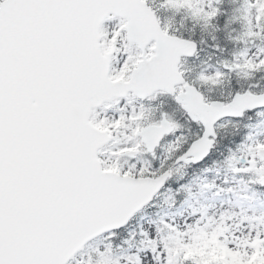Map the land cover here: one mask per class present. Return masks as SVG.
<instances>
[{
    "label": "snow or ice",
    "instance_id": "1",
    "mask_svg": "<svg viewBox=\"0 0 264 264\" xmlns=\"http://www.w3.org/2000/svg\"><path fill=\"white\" fill-rule=\"evenodd\" d=\"M219 3L161 6L187 9L208 25L221 13ZM243 11L240 39H264V0H245ZM198 52L195 40L161 24L149 0H0V264H71L98 234L109 243L91 264H213L194 251L205 237L242 258L239 264L264 251V232L242 242L238 233L228 238L230 229L210 232L199 219L182 227L161 219L140 231L135 252L124 251L127 238L115 240L154 194L170 183L182 186L171 179L177 166L205 160L223 118L264 116V93L206 97L202 87L218 85L224 72H200L198 84L188 80L183 58ZM236 59L224 68L246 76L264 71V48ZM159 96L184 119L166 107L133 103ZM249 151L250 168L264 162V143ZM141 156L148 159L137 163ZM164 230L170 235L162 240Z\"/></svg>",
    "mask_w": 264,
    "mask_h": 264
},
{
    "label": "rangeland",
    "instance_id": "2",
    "mask_svg": "<svg viewBox=\"0 0 264 264\" xmlns=\"http://www.w3.org/2000/svg\"><path fill=\"white\" fill-rule=\"evenodd\" d=\"M245 4L241 3L234 11H232L228 22V33L231 37V42L233 43V48H227L223 52H213V56L210 60H203L206 54L202 55V71L208 74H213L217 71L224 73L235 74V80L240 85L238 91H244L247 88L242 83V78L247 82L253 81L257 77V73H253L250 76L244 75L243 72L239 70L227 71L224 68V62L236 63L237 56L242 51H247L249 55H255L256 50L264 48V42L259 40H243L240 37L247 30V22L242 19L244 14ZM118 18H114L112 21L107 22L106 27L111 28L113 25L117 24ZM254 23V21H253ZM119 59H123L120 57ZM205 61V62H204ZM242 62V61H240ZM113 66H117V60L114 59ZM197 78V77H196ZM258 88L250 89L255 93H259L264 89V71L261 72L259 76ZM196 82H198L195 79ZM209 91L210 88L206 87ZM134 104H145L136 98H133ZM240 121H233L228 123L230 127H237L242 124ZM225 122L221 124L223 126ZM226 125V126H227ZM251 125V124H250ZM224 126V127H226ZM251 139H247L244 147L234 154L235 161L231 163L230 167H220L215 166L214 168L206 167L202 173V178L200 182H193L191 184V191L194 196L191 202L186 208H184L180 213H167L164 220L172 221L174 219L178 226H183L184 222L187 220L205 222V227L209 231H213L216 228L230 229L228 238L230 239L233 234L238 233V238L243 242L248 236L253 235L255 232H264V189L252 190L255 185L264 183L260 179V170L264 168V164L260 161L257 165L249 167L250 164V149H254L255 145L264 143V116H258L256 123L250 126ZM165 149H167V144H165ZM144 157H138L137 163H142ZM121 164L123 167L127 168L128 163L126 160H122ZM233 164L235 165L233 167ZM250 183V184H249ZM252 184L254 186H252ZM140 222L144 230H153L157 225L152 220L149 212L144 211L140 216ZM227 222V223H226ZM163 232L161 233L160 239H167L169 237ZM132 252L139 247H141V241ZM107 245L102 240H95L87 246V249L80 253L79 261L83 264H91L92 258L95 256V252L98 248ZM200 249L206 245H212L206 237L200 240ZM213 246V245H212ZM231 250H228L230 252ZM260 254L264 256V251H260ZM256 253H253L252 257ZM251 258V257H250Z\"/></svg>",
    "mask_w": 264,
    "mask_h": 264
},
{
    "label": "trees",
    "instance_id": "3",
    "mask_svg": "<svg viewBox=\"0 0 264 264\" xmlns=\"http://www.w3.org/2000/svg\"><path fill=\"white\" fill-rule=\"evenodd\" d=\"M149 3L154 7V9L157 11V14L159 15L163 25H171V28L172 30L175 32V33H178V34H182L187 36V32H186V29L183 31V27L180 26L183 22H184V17L181 15V12L180 11H176L172 8H168V7H162V0H149ZM201 43V42H200ZM201 48H202V43H201ZM187 73V72H186ZM187 76L190 80V78H192V73H187ZM231 94V91H224L221 93V97L223 98L224 96H227L229 97ZM161 107H166L168 108L170 111L172 110V107H171V104L169 103V100L167 97H164V96H159L156 98V105H155V108H161ZM180 114H181V117H183V114L182 112L180 111ZM156 116V112L154 111L153 112V117L155 118ZM241 135V133H240ZM235 141H237L238 143H242V140L238 137V139H236ZM235 141L231 142V143H228L227 140H221L219 142V148H218V156L216 157L217 160L221 161L223 164H227V160L231 158V151L232 149H237L238 148V145L235 144ZM179 173H175L173 179H172V182H176V176H178ZM195 174V173H194ZM191 177V176H190ZM170 188L173 189L174 191V188L172 187V184L170 183L168 185ZM175 193V192H174ZM176 196V201H175V207L178 208L179 207V203H180V200H184L186 197H187V192L186 191H181L178 195H175ZM152 214H153V217L155 218V220L160 224L159 220H158V215H160L158 213V211L156 209H152ZM139 232V229L137 228V233ZM125 238H129V235L125 232V231H121V232H118L116 237H115V240L116 241H119V240H122V239H125ZM117 251H120L119 249H117ZM125 251V250H124ZM213 256L216 255L215 252L212 253ZM261 258L259 259H256L254 261H248L246 260L245 261V264H262V260H260ZM227 262V260H225ZM239 261L240 259H235L233 260V262L231 264H239ZM228 263V262H227Z\"/></svg>",
    "mask_w": 264,
    "mask_h": 264
},
{
    "label": "water",
    "instance_id": "4",
    "mask_svg": "<svg viewBox=\"0 0 264 264\" xmlns=\"http://www.w3.org/2000/svg\"><path fill=\"white\" fill-rule=\"evenodd\" d=\"M157 193H158V192H157ZM157 193H156V194H157ZM156 194H154V196H155ZM152 200H153V199H152ZM152 200H150L149 202H151ZM149 202H148V203H149ZM148 203H147V204H148ZM145 205H146V204H144L143 206H141L138 210H140V209H141L142 207H144ZM138 210H137V211H138ZM137 211H136V212H137ZM95 236H97V235H95ZM92 238H93V237H92ZM92 238H90V239H92ZM90 239H88L87 241H89ZM87 241H85V242L83 243V245H84ZM83 245H82V246H83ZM82 246H81V247H82ZM81 247H79V249H81ZM79 249H78V250H79Z\"/></svg>",
    "mask_w": 264,
    "mask_h": 264
}]
</instances>
